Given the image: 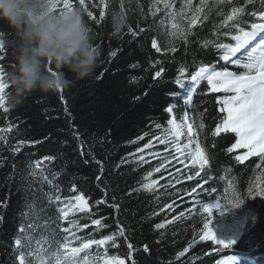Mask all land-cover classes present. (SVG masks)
<instances>
[{"label": "trees", "instance_id": "obj_1", "mask_svg": "<svg viewBox=\"0 0 264 264\" xmlns=\"http://www.w3.org/2000/svg\"><path fill=\"white\" fill-rule=\"evenodd\" d=\"M171 2L173 9H165L163 0H107L105 20L99 25L83 11L85 19L94 29L95 44L101 50V58L92 77L77 81L68 90H63L70 116L64 111V101L60 99L59 92L44 94L36 91L22 104L14 105L8 99L12 89H6L5 107H9V111L5 113L0 109V128L9 124L15 127L11 132L0 133L7 138V143L0 142V200L7 198L8 203L6 210L0 209L4 216L0 223V264H14L13 240L22 222L20 212L26 210L23 208L26 196L29 200L35 199L43 208V218L50 217L56 221L51 224L55 229V240H62L65 236L62 229L70 228L73 221L78 222L81 227L71 229L78 238L71 242V247H79L90 239L98 240L117 232L119 227L124 228L127 240L118 237L119 247H112L111 242L101 248L93 245L79 254L82 261L87 259L94 264H103L104 259L118 257L124 259L125 264H131L127 248L130 242L134 249L131 258L135 264H216L218 255L213 252L216 248L224 253L231 250L247 252L257 248L264 264V197L247 194L250 185L264 184V166H260L261 161L257 157L238 164L234 155L229 158L224 151L209 146L212 140L209 130L223 115L218 111L215 98L225 96V93L208 92L203 95L198 89L188 106L182 99L183 89L174 83L181 66H187L186 76L196 70L194 62L215 65L217 70L224 66L216 49L202 48L201 44L204 41L231 42L230 36L223 35L231 29L221 27L224 16L219 13H229L233 5L243 6L245 0H232L231 4L203 0L204 12L190 29V33H194L190 35V42L185 44L177 40L175 53L165 50L167 34L173 31L171 24L177 23L183 29L193 13L185 9L183 15L173 18L167 13H179L185 0ZM98 3L99 0H86L88 11L97 17L100 9L94 5ZM73 4L77 9L81 8L78 0H73ZM153 4L161 9L154 16L151 14ZM200 5L201 0H192L193 9ZM260 7V0H257L255 6L248 5L247 9L255 11ZM205 15L208 17L206 20ZM114 18L123 22L119 30L113 26ZM245 19L251 22V18L246 16ZM130 28L139 34L133 36ZM0 32L4 33L0 38L5 41V50L0 53L4 59L0 64L9 73L15 64L13 49L17 38L14 30L3 20H0ZM154 39L161 47L160 52L152 47ZM112 50H117L118 54L110 60L109 52ZM161 66L165 69L162 78L154 80V74ZM228 68L232 70L231 65ZM68 76L72 78L71 73ZM170 105L174 106L173 112L178 121H182L185 113L189 114L198 132L196 142L199 141L205 149L209 163L199 176L195 175L197 169L191 166L185 168L172 158L170 146L166 151V145L155 139L163 135L162 129L170 127L167 121L171 115L165 111ZM201 120L205 127L197 129ZM154 124H160L162 129H157ZM74 131L79 133V139L74 136ZM140 136L143 139H138ZM19 140L41 143L25 146L20 153L13 154L9 145L14 146ZM149 142L152 147H145ZM138 149H143V152ZM153 153L159 155L154 156ZM140 156L144 157V162L139 160ZM44 157L55 159L44 161ZM96 160L103 164L102 174ZM122 160L126 162L121 163ZM37 164L40 168L35 171L42 173L52 184L42 183L41 176L37 175L29 177L32 188L26 189L21 176H28L29 170ZM161 164L164 167L160 172L153 171ZM149 172L152 176L145 179ZM188 175L193 178L187 179ZM153 180L158 184L151 191L143 188L144 184ZM73 184L77 192L72 191ZM203 184L204 191L195 198L205 206L218 199L224 211L237 214L249 211L251 214L230 248L209 240L201 241L203 220L209 214L203 213V208L192 214L188 212L192 207V198L187 193L193 188L199 191ZM210 188L215 191L209 192ZM79 192L88 198L91 212L69 211L67 220H57V209L63 204L54 200L49 202L45 194H58L64 200ZM234 194L242 198L238 206L230 202ZM100 200L106 203L97 205ZM113 204L119 205L118 211L112 207ZM168 205L172 208L169 209ZM181 213H184L182 217ZM217 213L210 212L209 219ZM94 219H102L107 227L101 229L93 225L91 221ZM39 223L42 224L43 220ZM157 224L164 227L158 229L155 227ZM41 232L48 234L44 228L37 229V234ZM190 243L193 246L180 256L179 253ZM144 245H147L148 252L143 250ZM52 247L55 248L56 244L53 243Z\"/></svg>", "mask_w": 264, "mask_h": 264}, {"label": "snow or ice", "instance_id": "obj_2", "mask_svg": "<svg viewBox=\"0 0 264 264\" xmlns=\"http://www.w3.org/2000/svg\"><path fill=\"white\" fill-rule=\"evenodd\" d=\"M165 9H173L174 4L171 0H163ZM219 4L228 3L231 4L232 0H217ZM257 0H245L243 6L231 7L229 13H219L224 16L221 23V27L231 29V31H225L223 35L230 36L228 43L221 41H204L201 44L202 48L213 47L219 53V59L224 61V66L220 70H217L215 65L195 64V71L186 76L188 71L187 66H181L178 69V76L175 78L174 83L183 89V98L186 105H191L193 95L199 89L200 93L206 95L208 92L211 93H225L226 95L222 98H215V103L219 105V113L223 114L218 119L214 127L210 129L212 140L209 142V146L214 149L224 151L225 154L232 158L238 164H243L248 161L251 157H257L261 161L260 166H264V0H260L261 7L259 10H248V5L255 6ZM78 4L81 6L80 10L87 13V16L91 21H94L97 25L101 24L105 20V9L108 7L107 0H99L98 4L94 7L100 9L99 16H95L92 11H88L86 0H78ZM55 6L59 11L73 9V0H55ZM204 2L201 0V5L192 8V0H185L184 6L181 8L179 13L168 12L167 15L173 18L176 15H183L184 10L188 9L192 11V15L187 18V25L181 29L177 23H172L171 28L173 31L168 33V39L165 41V50L171 53L177 51L175 46L177 40L183 41L185 44L190 42V29L196 25L200 20V14L204 12ZM152 15L156 12L161 11L160 8L152 5ZM251 18L249 23L245 17ZM207 15L204 16L206 20ZM231 22V23H229ZM161 21V25H163ZM246 25V26H242ZM133 36L138 35L136 31L129 29ZM144 31V29H140ZM4 33L0 32V37H3ZM152 47L157 51H161V47L154 39L152 41ZM5 50V41L0 38V53ZM117 50L109 52V58L114 59L117 56ZM4 59V56L0 54V61ZM218 62V61H217ZM161 63V62H157ZM228 65L232 66V70H229ZM165 69L161 66L154 74L153 79L157 80L162 78ZM6 69L3 64H0V109H3L5 113L9 111V107H5L7 95L6 89L9 87L7 81ZM102 75V74H101ZM100 77H97L99 79ZM187 80V87H186ZM201 82H206L204 88H200ZM206 89V91H205ZM60 99L64 101V111L69 116L71 113L68 111L67 100L64 98L63 89L59 91ZM147 95V93H145ZM170 95H177V93H170ZM139 100V97H134ZM173 107L170 105L165 109L166 112L172 113ZM188 115L184 114L183 120L177 123L175 118H170L167 124L170 125L166 130L162 129L160 124H154L157 129H162L163 135L156 136L155 139L158 143L166 145V151L169 150L168 146L173 150L172 158L177 163L183 165L185 168L189 167L197 169L195 175L199 176L200 172L204 170L205 165L209 163L208 157L205 154V149L200 146L199 141L195 144L193 141L196 139L198 132L194 129L193 123H187ZM14 125L9 124L5 128H0V133L11 132ZM205 127L203 121L197 125V129H203ZM229 134H235L234 136ZM144 135H147L145 133ZM74 136L79 139V133L74 131ZM185 138V142H181V138ZM219 138V139H216ZM143 139V136L138 137ZM234 140V143L232 142ZM0 142L7 143V138L0 135ZM135 141H132L134 143ZM41 143V141L34 140H19L14 146L9 145L13 154H18L25 146L34 145ZM145 147H152L151 142L145 145ZM83 149V145H81ZM238 150H243L242 154H235ZM139 152H143V149H138ZM83 154V152H82ZM135 155V154H132ZM152 155L158 156L159 153H153ZM55 157H44V161H53ZM95 160V157L93 156ZM139 160L144 162V157L140 156ZM99 165L100 173H103V164L101 161H95ZM126 161H121L125 163ZM198 166V167H197ZM164 164L156 167L153 171L160 172ZM245 167L248 165L245 164ZM36 168H40V164H37L33 169L29 170L28 176H21V180L24 181V187L26 189L32 188V180L29 177L35 178L37 175L41 176L42 183L52 184L51 180H47L46 177L42 176V173H37ZM207 175V173H206ZM152 176V172L146 174L145 179ZM192 175H188L187 179L191 180ZM203 179V178H202ZM97 180H100V175L97 176ZM207 181L205 180V183ZM158 184V181H151L143 185V188L151 191L152 188ZM72 191L77 192L75 184L72 186ZM204 191L203 185L200 186L199 191L193 188L187 195L192 198L191 205L188 209L189 214L199 211L203 208V213H208L210 216L211 210L206 207L203 203L197 200L195 197L200 195V192ZM209 192H214V188L208 189ZM248 195L251 196H262L264 197V184H255L248 187ZM46 199L49 202L53 200L58 204H63L62 207L57 209L59 215L57 220H67L69 211L75 212H91V207L88 203V198L82 192L77 195L64 198L58 194H45ZM234 205L238 206L242 202V198L239 194H234L230 200ZM106 203L105 200L97 201L96 204ZM113 208L119 210V205L113 204ZM8 208L7 198L0 200V209L6 210ZM20 212L22 222L17 228L16 236L13 240V255L15 256L14 264H81V257L79 254L83 253L86 249L95 245L97 248H101L111 242L112 247H119L117 243L118 237L125 236V230L123 227H119L117 232L111 233L104 236L101 239H90L87 242H83L79 247H71V242L78 239L75 233L71 231L72 228L79 229L81 226L78 222L73 221L70 228H64L62 231L65 236L62 240H55V229H52L51 224L56 221L51 218H43L41 213L44 211L43 208L39 207L35 199L29 200L25 197V203ZM171 209L172 205H168ZM181 217L184 213L180 214ZM209 216L205 215L203 220L202 234L200 240H211L218 245H222L224 248H230L234 241H224L217 239L215 233L210 226ZM4 220V216L0 213V223ZM43 220V223H39ZM93 225L103 229L107 227L102 223V219H94L91 221ZM58 226V225H57ZM84 227H87L85 225ZM156 228H163V224H157ZM44 228L47 230V235L43 232L37 234V229ZM53 243L56 247L53 248ZM194 243V242H193ZM193 246L192 243L188 245L179 253L183 256L189 248ZM129 250V259H131V253L134 250L133 245L127 243ZM143 250L148 252L147 245L143 246ZM105 253L107 249H104ZM236 258L229 256L224 264H235ZM82 264H94L93 262L84 259ZM103 264H125L124 259L118 257H111L103 260ZM131 264H135L132 260Z\"/></svg>", "mask_w": 264, "mask_h": 264}, {"label": "clouds", "instance_id": "obj_3", "mask_svg": "<svg viewBox=\"0 0 264 264\" xmlns=\"http://www.w3.org/2000/svg\"><path fill=\"white\" fill-rule=\"evenodd\" d=\"M0 20L17 38L15 64L6 81L12 104H22L36 91L68 90L95 73L101 50L82 10L59 11L55 0H0ZM113 26L119 30L123 22L114 18Z\"/></svg>", "mask_w": 264, "mask_h": 264}, {"label": "rangeland", "instance_id": "obj_4", "mask_svg": "<svg viewBox=\"0 0 264 264\" xmlns=\"http://www.w3.org/2000/svg\"><path fill=\"white\" fill-rule=\"evenodd\" d=\"M187 123H189V120H187ZM184 139L185 138L182 137L181 142H183ZM206 207H208L210 210L220 209V204L217 201H213L208 203ZM249 215L250 214L248 213H244L243 215H237L219 211V217H215V219H212L210 221V226L213 232L215 233L217 239L224 241H232L237 238L244 229ZM226 260L227 259L222 260L221 264H224ZM82 262L83 261H81V264Z\"/></svg>", "mask_w": 264, "mask_h": 264}]
</instances>
